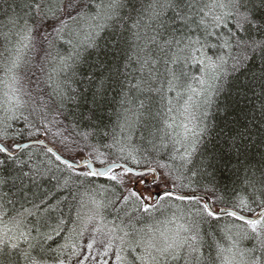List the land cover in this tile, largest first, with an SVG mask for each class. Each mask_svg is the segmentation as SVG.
Returning a JSON list of instances; mask_svg holds the SVG:
<instances>
[{"label":"trees","instance_id":"trees-1","mask_svg":"<svg viewBox=\"0 0 264 264\" xmlns=\"http://www.w3.org/2000/svg\"><path fill=\"white\" fill-rule=\"evenodd\" d=\"M28 140L153 171L96 175L45 143L14 147ZM0 142L13 151L0 147V204L12 219L26 207L33 225L2 264L68 257L89 214L139 251L179 216L188 246L176 264H229L245 249L264 264V215L146 195L264 207V0H0Z\"/></svg>","mask_w":264,"mask_h":264},{"label":"rangeland","instance_id":"rangeland-1","mask_svg":"<svg viewBox=\"0 0 264 264\" xmlns=\"http://www.w3.org/2000/svg\"><path fill=\"white\" fill-rule=\"evenodd\" d=\"M21 27L22 25L13 23L12 38H16L21 34ZM155 176L157 179V174L152 173L148 179L150 178L153 182V180H156ZM140 187L142 188L141 184ZM154 189L151 191L156 190ZM151 191L146 195L152 196ZM19 210L21 211L15 214L16 218L12 219L6 206L0 204V264L3 260L1 255L6 249L5 245L10 248L8 250H11L13 246L17 245L22 236H27L33 232V225H23V221H26V215H29L27 208ZM185 227V222L179 216L170 217L163 228L152 233H146V239H151L145 241V250L139 251L137 250L138 242L135 239L128 234L127 236L118 234L111 224L105 223L98 215L89 214L85 218L77 243L75 240L72 241V244H76L71 255H69L70 257L55 261H39L36 259L33 264H176V260L181 256L180 250L188 246V244L179 243L180 239L183 240L185 236ZM167 239L170 240V244L173 246L177 245L176 249L174 247V251L165 247L167 246ZM138 251L141 259L136 263ZM249 254L247 249L236 254L234 252L228 262L229 264H249V261L245 258ZM254 257L250 254L251 264L258 263L257 258Z\"/></svg>","mask_w":264,"mask_h":264},{"label":"water","instance_id":"water-1","mask_svg":"<svg viewBox=\"0 0 264 264\" xmlns=\"http://www.w3.org/2000/svg\"><path fill=\"white\" fill-rule=\"evenodd\" d=\"M34 143H45L46 145H48L45 141L43 140H28V141H24V142H17L14 144V147L16 149H21V148H24L28 145H31V144H34ZM0 147H2L4 150L6 151H9V152H13V151H10L3 143L0 142ZM48 147H50L51 149H53L52 146L48 145ZM55 154L61 158L62 160H64L65 162L71 164V165H74V166H81V165H85L88 167V169L96 174V175H105L106 173H108L110 170H112L113 168L115 167H118V166H121V167H124L126 168L127 170L133 172V173H145V172H148V171H153L151 169H142V170H139V169H135L133 167H130L129 165L125 164V163H122V162H110V163H107L105 165H98V166H95L93 161L89 158V157H82L79 161H74L68 157H65L63 156L61 153H59L57 150L53 149ZM155 174H157L156 172H153ZM155 179H156V176H155ZM137 191L143 196V194L141 193V191L136 188ZM165 193H171L175 196H178V197H181V198H190V197H202L205 199V204L207 206V208L215 215L217 216H224L226 214H233L245 221H250V222H254L258 219H260L263 215H264V207L261 208L255 215H250V214H245V213H242L232 207H225V206H220L218 208H215L212 204V201L211 199L206 195V194H203V193H200V192H189V193H186V192H180L176 189H174L173 187H164V188H161V189H157L155 191L152 192V201H156L161 195L165 194ZM145 200H147V198H145ZM149 201V200H147Z\"/></svg>","mask_w":264,"mask_h":264}]
</instances>
